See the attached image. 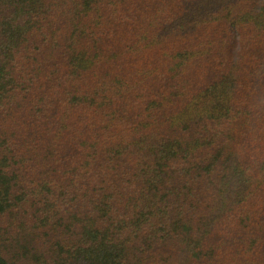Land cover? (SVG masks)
Returning <instances> with one entry per match:
<instances>
[{"label": "trees", "instance_id": "16d2710c", "mask_svg": "<svg viewBox=\"0 0 264 264\" xmlns=\"http://www.w3.org/2000/svg\"><path fill=\"white\" fill-rule=\"evenodd\" d=\"M0 264H264V0H0Z\"/></svg>", "mask_w": 264, "mask_h": 264}]
</instances>
